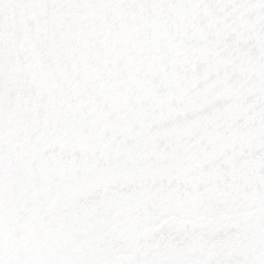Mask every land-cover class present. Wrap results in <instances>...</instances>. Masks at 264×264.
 Listing matches in <instances>:
<instances>
[{"label":"snow or ice","instance_id":"snow-or-ice-1","mask_svg":"<svg viewBox=\"0 0 264 264\" xmlns=\"http://www.w3.org/2000/svg\"><path fill=\"white\" fill-rule=\"evenodd\" d=\"M0 264H264V0H0Z\"/></svg>","mask_w":264,"mask_h":264}]
</instances>
